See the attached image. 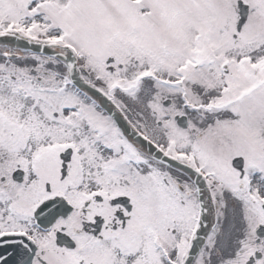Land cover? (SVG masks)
<instances>
[{"label": "snow or ice", "instance_id": "1", "mask_svg": "<svg viewBox=\"0 0 264 264\" xmlns=\"http://www.w3.org/2000/svg\"><path fill=\"white\" fill-rule=\"evenodd\" d=\"M0 264H264V0H0Z\"/></svg>", "mask_w": 264, "mask_h": 264}]
</instances>
